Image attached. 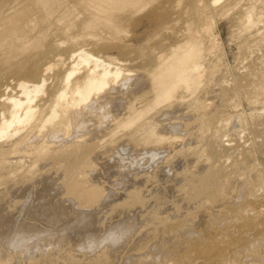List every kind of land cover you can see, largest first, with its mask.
I'll return each mask as SVG.
<instances>
[{"label": "bare ground", "instance_id": "1", "mask_svg": "<svg viewBox=\"0 0 264 264\" xmlns=\"http://www.w3.org/2000/svg\"><path fill=\"white\" fill-rule=\"evenodd\" d=\"M18 254L264 264V0H0V264Z\"/></svg>", "mask_w": 264, "mask_h": 264}, {"label": "clouds", "instance_id": "2", "mask_svg": "<svg viewBox=\"0 0 264 264\" xmlns=\"http://www.w3.org/2000/svg\"><path fill=\"white\" fill-rule=\"evenodd\" d=\"M133 230L134 226L131 224L119 223L100 235L87 233L76 245V251L81 254H94L104 248H117L132 234Z\"/></svg>", "mask_w": 264, "mask_h": 264}, {"label": "rangeland", "instance_id": "3", "mask_svg": "<svg viewBox=\"0 0 264 264\" xmlns=\"http://www.w3.org/2000/svg\"><path fill=\"white\" fill-rule=\"evenodd\" d=\"M225 36L227 37V35L225 34ZM205 224H206V222H205V217H204V215H202V219H201V225L202 226H205ZM72 247V246H71ZM52 251H54L53 249H52ZM20 251H18V253H19ZM21 253V252H20ZM21 254H18V257H16V258H14V260H13V264H21L22 263V261L21 260H23V257H22V255L20 256ZM20 260V261H19Z\"/></svg>", "mask_w": 264, "mask_h": 264}]
</instances>
